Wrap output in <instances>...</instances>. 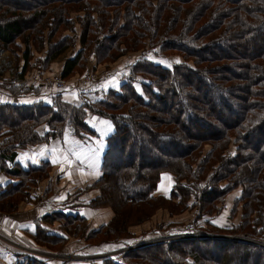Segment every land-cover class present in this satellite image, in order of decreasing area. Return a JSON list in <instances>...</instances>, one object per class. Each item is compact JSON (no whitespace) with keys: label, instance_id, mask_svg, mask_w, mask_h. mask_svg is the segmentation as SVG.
Returning a JSON list of instances; mask_svg holds the SVG:
<instances>
[{"label":"trees","instance_id":"1","mask_svg":"<svg viewBox=\"0 0 264 264\" xmlns=\"http://www.w3.org/2000/svg\"><path fill=\"white\" fill-rule=\"evenodd\" d=\"M148 48L180 62L138 54L125 65L120 82L93 101L82 92L75 103L55 88L50 101L20 102L17 97L41 85L2 82L13 99H0V174L7 180L0 184V210L35 199L34 189L50 175V159L23 164L19 151L68 132L92 136L87 121L92 113L112 124L98 182L109 179L119 193H107V183L100 186L115 218L103 232L89 233L86 216L78 212L54 210L45 215L47 222L61 220L65 231L78 226L77 236L118 243L131 211L142 209L135 219L149 217L147 204L161 195L187 200L193 183L198 216L205 218L217 212L228 190L239 187L246 210L233 230L243 240L211 237L204 223L186 235L126 245L117 259L104 256L101 264H236L240 247L246 262L250 249L264 257L259 238L264 237V0H0V54L21 52L16 62L22 60V68L14 79L33 68L46 71L62 56L59 75L67 81L88 63L97 67ZM235 105L240 110L226 120ZM41 124L47 125L42 132ZM136 139L154 159L127 154ZM170 146L181 149L172 153ZM165 175L175 180L170 195L157 193ZM114 202L129 208L127 217L119 216ZM32 236L37 246L55 253L69 239L40 225ZM221 243L235 245V252L210 255L208 248L216 251ZM36 256L24 257L23 264H43Z\"/></svg>","mask_w":264,"mask_h":264},{"label":"rangeland","instance_id":"2","mask_svg":"<svg viewBox=\"0 0 264 264\" xmlns=\"http://www.w3.org/2000/svg\"><path fill=\"white\" fill-rule=\"evenodd\" d=\"M155 52L157 51L151 48H148L146 51H137V53L131 52L127 55H123L116 61L100 64L97 65V67H93V63H88L89 67H87L82 74L75 75L74 77L67 80L66 83L58 87V80L59 78H62L59 75L63 61L62 56L59 59V62H52L48 70L40 71L36 68H33L21 80L14 79L18 71L21 70L20 68H22V60H19L18 64L16 62V57H18L21 52L16 50H3L0 54V99L5 100L11 97L9 96L10 94L7 92V90L2 88V82H5L7 79H11L15 83H18V85L22 86H25V83L29 85H32L33 83L34 85L39 83H51L52 85L47 84V89L54 90V88H56V90L63 93L68 89L72 91L71 93L78 90L75 92L76 95L72 94L69 96L70 98L78 100V98L81 97L80 94L84 91L83 89L90 88L93 90L97 87L99 89H105L109 85L113 84V80L118 81L119 83L123 72L125 71V65L128 63V61L138 57V54L146 53L167 63L174 62L177 59L179 60L178 56L160 57L158 54H155ZM44 53L45 52L43 51L38 55L44 56ZM91 56L95 58L94 54ZM102 85H105V87H102ZM40 94L41 96L45 97L41 90L37 89L36 91L34 89H30L29 91L23 93V96L17 97V99H36ZM232 107L233 109L231 112L225 113L226 120H229L230 117L235 115V108L240 110V107L237 105ZM44 128H47L46 124H41L39 126V130H43ZM64 138L65 137H63V139L56 137L49 143L41 142V144L33 150L28 147V151L38 154L36 157L37 162H39L42 158H49L53 164L49 171V177L42 180L34 190L37 191L41 183V185L49 184L48 188L50 192L48 193V191H46L44 193H46V195L53 193L54 195L50 197L48 202L46 200L44 201V203L47 204L45 209L51 211L52 209H58L60 207L86 212L88 214L87 232L89 233L91 230L96 228L101 229L103 232V228L109 224L113 218H115V210L112 203L101 198V188L103 185L105 187L107 183V193H111L112 195H119V193L117 190H115L113 183L108 182L109 179H107L106 183L98 182L100 175L102 174V164L100 162L97 164L94 157L86 160V162L80 161L82 150L79 149L77 154H73L70 148H65L63 143ZM98 138L99 136L95 134H93L91 138L86 135L83 138L76 137L78 143H84L85 145V142H88L89 140L96 142ZM68 143L70 144V141ZM140 143L141 142H139V140L137 141V139L136 141L132 142V144L127 149V154H133L134 156H140L143 154L145 159H154L155 154L152 152V150H150L147 144ZM78 147L80 148L81 146L78 145ZM177 149H181V146L169 147V151L172 153L177 151ZM127 159L128 155H125L122 159V162H126ZM69 161H71V163H69ZM115 162L119 164L121 163V160L116 157ZM93 163L97 164L95 170L91 168ZM84 167L87 168L86 171L81 170ZM164 179V187L158 186L157 193L162 192V194L167 195L172 188V182L174 185L175 180L172 179L170 175H165L162 178V181ZM189 184H191L193 190L191 191L192 194L189 195L187 200L182 199L181 201V197H177L176 199H172V197L165 198L163 195H161V197H158V199H156L154 202L147 204L146 207L151 212L150 216L147 218L140 217L139 220L135 219L134 216L137 214V212L142 211V209H138L137 212L131 211L128 226L126 229H124V231H122L123 234L121 236L124 238L118 243L99 242V239H90V236L86 234L85 236H77L75 233L79 230L78 226H76L77 231H75V227L72 228V231H69V227H66L65 231L62 221L55 220L52 225H54L55 229L67 235L69 238L67 244H64L63 246L61 245L62 247L56 246L58 248L61 247V251L56 253L52 252V249L48 250L43 248L44 250H41L39 249L40 247L33 248L30 251L35 253L38 252L46 256L41 258L46 259L49 257L51 264H101L103 261L102 258L104 256H110L114 259H117L121 255L122 251L126 250L124 249L126 245L146 244L147 241L164 237V235H186L188 233L194 232L197 226H202L204 223H207L208 226L206 227L210 231L209 235L211 237H220L224 239L229 238L230 240L232 238L243 240V237L239 236V234L233 230L234 226H237L241 223L242 217L246 210V208L243 206L244 201H240L241 188L236 187L230 191L228 190L224 201L219 205L217 212H212L207 214V217L200 218L198 216V213L200 212L198 210L199 208L195 205V194L197 192L195 189L196 186L192 185L193 183ZM36 191L35 196H37ZM61 197H63V199H60ZM34 200L36 199L33 198L31 201H22L21 203L19 202L16 209L8 212H17L19 207L22 205L31 202L35 203ZM116 206L120 212L119 216L127 217L126 214L128 213L129 208L122 209L119 204H116ZM213 221H215V223ZM101 237L103 238V234ZM259 238L262 239L264 237L260 235ZM14 244L18 245L19 247L23 246L22 243H18L16 241H14ZM260 245L264 246V243H261ZM202 248L206 249V246L203 245ZM235 248V245L231 244L228 246L227 244L225 245L221 243L217 246L216 251L213 247H209L208 250L210 255H213L216 252L223 255L224 252L232 253ZM258 250L260 249H250V253L247 254L248 262H246L244 259V250L240 247V249L237 251L239 259H237L238 262L236 264H264V257H257L259 254Z\"/></svg>","mask_w":264,"mask_h":264},{"label":"crops","instance_id":"3","mask_svg":"<svg viewBox=\"0 0 264 264\" xmlns=\"http://www.w3.org/2000/svg\"><path fill=\"white\" fill-rule=\"evenodd\" d=\"M39 84L42 87L39 90L43 92L45 97L41 96L40 94L39 97H37L36 99H21V100L17 99V100L20 102H25V101L31 102V101H35L41 98L46 101H50L51 91L53 90L47 89L46 87H47V84H51V83H39ZM112 85H109L105 89L104 88L99 89L97 87L92 90L90 88H86L84 89L83 93L84 94L87 93L93 101L94 99L100 98L101 93L107 88L111 87ZM71 92L72 91L68 89L63 93V96L70 101L79 103L81 101V98H78V100H80L78 101L77 99L69 97L72 94L76 95L75 91L73 93ZM9 99H12V97H9ZM87 121H88V124L91 126V128L94 130L95 132L94 134L99 136L96 142L89 140L88 142H85L86 145L80 142L79 144L77 142L76 137L73 135H70V132H68V133H65L64 135L65 138H64L63 143L65 145V148L66 149L70 148L73 154H77L79 149L82 150L80 161L86 162V160H89L94 157L95 162L97 164L99 162L102 164L101 161L103 160L104 154L107 149L106 138L112 131V124L106 118H103L99 115L92 114V113L88 115ZM101 121L110 122L111 130L105 132L104 129L106 126L100 123ZM43 130H45V128ZM43 130H40V131L42 132ZM89 137L91 138L92 136H89ZM69 141H70V144L68 143ZM40 144L41 143L33 145V146H29V148H31V150L36 149V147L39 146ZM78 145H80L81 147L79 148ZM29 148L27 147L19 151L18 160L23 164H27L28 162H31V163L37 162L36 157L38 154H34L33 152L28 151ZM43 159H49V158H42L41 160ZM97 164L93 163L91 165V168L95 170L97 167ZM81 170L86 171L87 168L84 167ZM5 181H7L5 174L3 175L0 174V184H4ZM164 181L165 179L161 181V184L159 185L160 187H164V183H163ZM41 184L39 185V188L36 192L37 196H35V199H36L34 200L35 203L31 202L28 204H24L21 207H19L17 212L15 211L14 213L0 210V264H23V262L25 261L28 255H34V254L37 255L36 259L41 260L43 264L44 263L51 264V261H49V258H46V259L41 258V257H46L43 254L30 251L33 248H39V247H40L39 249L44 250L43 248H41L42 246H37L32 236L35 233L38 225H40L44 229L50 230L51 232L63 234L57 229H55L52 223H49L45 220V215H47L51 211L60 209V211H65V212H74V213L78 212L86 216V218L88 217V214L86 212L67 209V208L59 207L58 209H52L51 211L45 209V206H47V204H45L44 201L46 200L48 202L50 200V197H52L54 194L52 193V194L46 195V193L44 192L46 188H48L49 184L47 185H41ZM14 241L18 243H22L23 246L19 247L18 245L14 244Z\"/></svg>","mask_w":264,"mask_h":264},{"label":"snow or ice","instance_id":"4","mask_svg":"<svg viewBox=\"0 0 264 264\" xmlns=\"http://www.w3.org/2000/svg\"><path fill=\"white\" fill-rule=\"evenodd\" d=\"M149 58H151V57H149ZM179 62L180 61L177 59L176 60V63H179ZM116 84H118V81L113 80V86H115ZM102 87H105V85H102ZM25 102H30V101H25ZM100 123H102V124H104L106 126L105 129H104L105 132L111 130V124H110V122H108V121H101ZM53 162H57V161H53ZM69 163H71V161H69ZM60 199H63V197H61ZM213 222L215 223V221H213Z\"/></svg>","mask_w":264,"mask_h":264},{"label":"built area","instance_id":"5","mask_svg":"<svg viewBox=\"0 0 264 264\" xmlns=\"http://www.w3.org/2000/svg\"><path fill=\"white\" fill-rule=\"evenodd\" d=\"M64 83H66L65 79L59 78L58 80V86L63 85Z\"/></svg>","mask_w":264,"mask_h":264}]
</instances>
